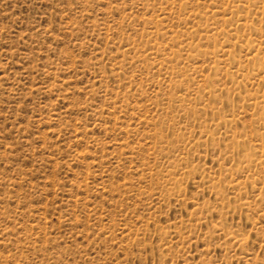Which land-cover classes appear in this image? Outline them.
I'll return each mask as SVG.
<instances>
[{
  "label": "rangeland",
  "instance_id": "rangeland-1",
  "mask_svg": "<svg viewBox=\"0 0 264 264\" xmlns=\"http://www.w3.org/2000/svg\"><path fill=\"white\" fill-rule=\"evenodd\" d=\"M0 264H264V0H0Z\"/></svg>",
  "mask_w": 264,
  "mask_h": 264
}]
</instances>
